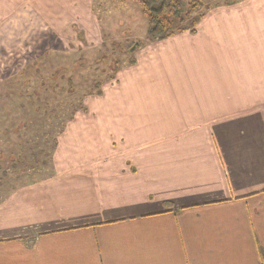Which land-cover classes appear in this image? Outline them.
Masks as SVG:
<instances>
[{"label": "crops", "instance_id": "0c3cea01", "mask_svg": "<svg viewBox=\"0 0 264 264\" xmlns=\"http://www.w3.org/2000/svg\"><path fill=\"white\" fill-rule=\"evenodd\" d=\"M234 3L141 47L54 170L3 181L0 264H262L264 0Z\"/></svg>", "mask_w": 264, "mask_h": 264}, {"label": "rangeland", "instance_id": "374dc122", "mask_svg": "<svg viewBox=\"0 0 264 264\" xmlns=\"http://www.w3.org/2000/svg\"><path fill=\"white\" fill-rule=\"evenodd\" d=\"M191 1H183L185 9ZM198 1L209 12L236 0ZM146 28L137 1L3 0L0 197L11 188L3 181L12 186L28 181L27 173L54 170L67 125L122 67L132 64L129 45L135 52L150 44L145 43Z\"/></svg>", "mask_w": 264, "mask_h": 264}, {"label": "trees", "instance_id": "16d2710c", "mask_svg": "<svg viewBox=\"0 0 264 264\" xmlns=\"http://www.w3.org/2000/svg\"><path fill=\"white\" fill-rule=\"evenodd\" d=\"M128 1H137L140 4L142 14L147 19L145 43L163 41L185 31H190L193 34L195 33V27L207 13L202 11L203 6L198 0L191 1L186 9L183 3L184 0H121V3ZM188 20L191 21L190 25H186ZM136 42L141 43L140 41ZM132 46L129 45L126 51H130L127 55L128 60L134 64V53L141 48L142 44L135 52H131L130 48ZM258 251L261 262L264 264V249L259 247Z\"/></svg>", "mask_w": 264, "mask_h": 264}]
</instances>
